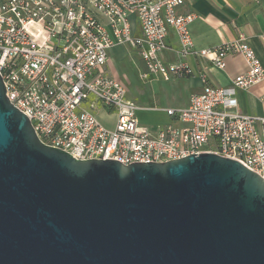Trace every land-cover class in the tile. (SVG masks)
<instances>
[{"label": "built area", "instance_id": "1", "mask_svg": "<svg viewBox=\"0 0 264 264\" xmlns=\"http://www.w3.org/2000/svg\"><path fill=\"white\" fill-rule=\"evenodd\" d=\"M258 2L259 0H254ZM184 0H0V73L10 102L25 113L39 139L79 159L123 164L164 162L215 152L234 158L264 178V115L239 110L236 88L264 83V65L243 33L212 48H195V12L180 13ZM98 13L108 18L103 22ZM138 21L142 34H135ZM173 29L183 57L202 56L224 68L240 53L247 70L232 87L204 79L201 92L182 108H167L180 122L144 124L122 80L107 75L109 52L132 44L144 62L140 77L188 76L187 62L166 63ZM264 102V93L261 96ZM115 116L113 127L99 117Z\"/></svg>", "mask_w": 264, "mask_h": 264}, {"label": "water", "instance_id": "2", "mask_svg": "<svg viewBox=\"0 0 264 264\" xmlns=\"http://www.w3.org/2000/svg\"><path fill=\"white\" fill-rule=\"evenodd\" d=\"M0 264H264V178L215 152L76 158L0 73Z\"/></svg>", "mask_w": 264, "mask_h": 264}, {"label": "crops", "instance_id": "3", "mask_svg": "<svg viewBox=\"0 0 264 264\" xmlns=\"http://www.w3.org/2000/svg\"><path fill=\"white\" fill-rule=\"evenodd\" d=\"M179 11L180 13L195 12L197 14V18L190 25L195 48L217 47L224 42L236 39L239 33H243L264 65V0L258 2L254 0H184ZM98 17L108 24V18L104 14L98 13ZM135 34L139 36L142 34L138 21L135 25ZM167 42L169 48L163 52L164 61L166 63L185 61L192 68V73L188 76L172 77L169 80L160 77H151L147 80L141 78L142 82H153L154 87L158 89L160 81L165 83L183 82L188 84L191 91L180 106L169 105L160 109L151 105L144 107L138 104L137 114L140 121L153 129L171 122L179 124L180 122L167 114V108L187 106L191 96L203 90L204 79L207 78L214 85L232 87L233 79L247 70L246 60L240 53L228 55L227 64L224 68L215 66L210 60L202 56L183 57L180 53L178 36L173 29L170 30ZM125 60L133 61L138 65V75L144 70V62L137 48L132 44H118L112 47L109 52L108 61L104 67L105 73L121 80L122 78L118 76H122L119 63ZM263 93L264 83L254 86L250 90L236 88L239 110L246 114L264 115V102L261 100ZM157 112H163L166 119L160 120L157 115L153 116ZM105 118L106 115L102 114L100 120L104 123ZM107 122H110L112 126L114 125L113 120Z\"/></svg>", "mask_w": 264, "mask_h": 264}, {"label": "rangeland", "instance_id": "4", "mask_svg": "<svg viewBox=\"0 0 264 264\" xmlns=\"http://www.w3.org/2000/svg\"><path fill=\"white\" fill-rule=\"evenodd\" d=\"M119 67L122 72V76H118L122 78V82L126 85L129 97L133 99L137 105L140 104L144 107H150L151 105L159 107L160 109L169 105L180 106L184 103L186 95H188L191 91L188 84L183 82L165 83L160 81V83H158L159 89L154 87L153 82H142L140 75H138V65L133 61L129 62L125 60L120 62ZM102 114L106 115L104 123L108 127H113L111 123L107 121L114 120L115 116H108L106 113L101 111L99 112L100 118ZM156 115L160 120L166 119L163 112L153 114V116Z\"/></svg>", "mask_w": 264, "mask_h": 264}]
</instances>
